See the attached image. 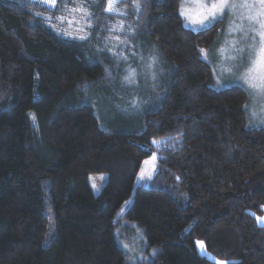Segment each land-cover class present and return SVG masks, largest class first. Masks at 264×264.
I'll return each instance as SVG.
<instances>
[{
	"label": "trees",
	"instance_id": "1",
	"mask_svg": "<svg viewBox=\"0 0 264 264\" xmlns=\"http://www.w3.org/2000/svg\"><path fill=\"white\" fill-rule=\"evenodd\" d=\"M65 1L87 9V39L36 15L44 7L0 0V264H215L196 241L216 259L264 264V125L249 122L242 85L211 84L199 50L218 23L189 29L179 0L121 2L162 70L132 92L113 73V97L105 0ZM124 95L139 107L121 109ZM115 112L134 126H115ZM154 154V176L135 187Z\"/></svg>",
	"mask_w": 264,
	"mask_h": 264
},
{
	"label": "rangeland",
	"instance_id": "2",
	"mask_svg": "<svg viewBox=\"0 0 264 264\" xmlns=\"http://www.w3.org/2000/svg\"><path fill=\"white\" fill-rule=\"evenodd\" d=\"M26 1L37 5L38 7H44L48 12H44L45 14L39 12L37 13H39V16L46 20L48 24L58 28V31H60L62 34L68 36H80L86 34V29L89 27V14L85 15L84 12L74 11V9H77L80 6L74 5L73 2L62 0L59 4L56 2L55 7H49L45 3H37L35 0ZM123 1L124 0H118V2L115 4V8L119 9V11H105V8L107 7V0H105L104 6L105 13L112 16V19L106 21L104 25L105 28L103 30L105 35L103 38V44L111 53L110 68H113L114 70L113 72L107 70L106 74L108 84L110 85V92L112 91L114 95L113 97H117L118 94H120L117 88L112 87V83L109 81V79L113 77V73H116L121 84L124 87L130 89L132 92L137 86H139V89H145L143 87L148 86V84L152 85L151 82L154 80L151 79L150 71L147 67L148 63L150 62V57L156 58V62L151 69V71L155 72L156 79L157 75L162 70V67L160 66V57L158 55L159 53L155 49V46L151 43H148L144 37H135L133 30L134 27H132V22L129 20L127 15V8L121 3ZM184 2L186 7L195 9L196 0H184ZM232 2L236 3L237 7L225 9L222 13L218 14L216 19L213 21V23H218V33L215 40L208 48H201L207 49V59L203 58V60L210 66L212 70L211 84L213 88L220 89L231 84L242 85L247 90L249 96L247 104L249 122L252 124L264 125L260 124L258 120L261 109L264 108V96L258 94L259 90L250 88L243 80L238 79V77H240L242 73H245L246 69L251 66L252 61L256 57L257 50L261 44L264 43L260 36V32L264 31V28H261V22H264V15L259 14L260 5L257 0H232ZM245 2L253 6L250 8L239 7L240 4ZM180 3L181 0H179V5ZM56 9L63 11V13L55 12V15L53 16L51 12ZM130 11H137L133 7V4ZM253 16H255V19L251 18ZM59 17H63L64 19H58ZM183 23L186 27L192 30H201L207 26H210L208 24H205L204 26L192 23L186 24L184 18ZM120 25H122V27ZM81 29L83 31H81ZM117 37L119 38L118 40L116 39ZM221 48L225 49L223 53L220 52ZM130 68L135 69L137 72L135 84H126L122 79L125 75H127ZM229 68L231 69L230 72L225 71V69ZM108 73H111V76H109ZM218 78L224 85L223 87H217ZM123 98L124 99H122L119 104L121 109H135L131 106L132 101L136 98L134 95H124ZM102 103L104 104V107L107 109V111H110L109 107L116 108V106H114L112 103L111 105L113 106L109 105V103L106 101ZM253 111L257 112V119H253L251 116ZM115 113H117V115H115ZM115 113L114 115H111V120H114L115 126L122 128H132L134 126L133 117L131 114H125L124 112ZM152 156L153 155L142 160L135 179V187L136 185L141 184L145 186L152 176H154L156 168L154 170L152 164L155 163L156 165V161L153 162L151 160ZM145 161H149V163L145 164ZM142 169L144 170L143 179L140 178ZM149 174H151L150 179ZM103 178V175L92 177L91 183L92 186L95 185V188L93 187L95 191H97L98 181L102 180ZM130 201L131 197L127 199L126 202L129 203ZM256 222L257 224L264 226V210L261 215L256 216ZM135 242L136 241L134 240L125 239L124 236L121 237V243L124 246H127L125 248L130 249L131 251H134L133 249L136 246ZM196 242L195 246L197 251L205 255L202 253L201 248ZM204 252H206L205 256L207 258L212 259L215 262L224 261L216 259L213 257V255L208 253L206 249Z\"/></svg>",
	"mask_w": 264,
	"mask_h": 264
},
{
	"label": "snow or ice",
	"instance_id": "3",
	"mask_svg": "<svg viewBox=\"0 0 264 264\" xmlns=\"http://www.w3.org/2000/svg\"><path fill=\"white\" fill-rule=\"evenodd\" d=\"M37 3H45L49 7H55L57 0H35ZM118 2V0H107V7L105 8V11L112 12V11H119V9L115 8V4ZM257 2L260 5V15H264V0H257ZM253 5L248 4L247 2L242 3L239 5V7H252ZM133 7L139 11L141 8V5L139 4V0H133ZM237 4L232 2V0H196V7L195 9L186 7L184 0H181V3L179 5V14L181 17L184 18L186 24L192 23V24H198L201 26H204L205 24L211 25L213 21L216 19L218 14L222 13L225 9L228 8H236ZM74 11H80L84 12L85 15H88L87 9L83 8V6H80L77 9H74ZM36 15H40L39 13H36ZM252 19H255V16L251 17ZM58 19H64L63 17H59ZM122 27V25H120ZM115 27V26H114ZM261 28H264V22H261ZM234 30V29H233ZM81 31H83L81 29ZM70 34V33H69ZM260 36L262 41H264V31L260 32ZM79 39L84 40L87 39V35H80ZM119 39L118 37L116 38ZM225 49L221 48L220 52L223 53ZM201 57L204 59H207V49H200L199 50ZM126 59V57H125ZM149 63L147 65L151 79L156 80V74L155 72L151 71L153 65L156 62L155 57L149 58ZM225 71H231V69H225ZM109 76H111V73H108ZM136 76L137 72L135 69L130 68L128 70L127 75H125L122 79L126 84H135L136 83ZM238 79L243 80L250 88L257 89L258 94L261 96H264V43L261 44L259 49L257 50L256 57L252 61V64L250 67H248L245 71V73H242ZM155 87V84L152 85ZM224 85L220 82L219 78L217 79V87H223ZM133 108H138L139 104L137 103V100L132 101ZM245 108H247V105H245ZM251 116L253 119H257L258 114L256 111H253L251 113ZM259 123L264 124V108L261 109L260 115L258 117ZM182 135L181 134H178ZM177 137H174L173 139H177ZM153 144H155L157 147H161L163 144L167 143V141H159V140H153ZM160 159L159 156L153 155L151 157V160L154 162L156 160ZM149 161H145V164H148ZM153 169L155 170L156 165L155 163L152 164ZM140 178H144V170H141ZM151 178V174H149V179ZM95 188V185H93ZM259 219V218H258ZM197 245L201 248L202 253L206 255L205 245L202 241H197ZM127 247V246H125ZM215 264H238V262L235 261H216Z\"/></svg>",
	"mask_w": 264,
	"mask_h": 264
}]
</instances>
